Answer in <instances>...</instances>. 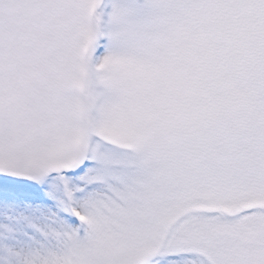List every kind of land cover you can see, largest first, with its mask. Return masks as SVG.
Segmentation results:
<instances>
[{"label":"snow or ice","instance_id":"1","mask_svg":"<svg viewBox=\"0 0 264 264\" xmlns=\"http://www.w3.org/2000/svg\"><path fill=\"white\" fill-rule=\"evenodd\" d=\"M0 264H264V0H0Z\"/></svg>","mask_w":264,"mask_h":264}]
</instances>
